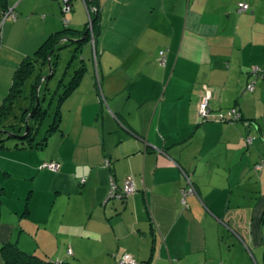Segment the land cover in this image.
Instances as JSON below:
<instances>
[{
    "label": "crops",
    "instance_id": "0c3cea01",
    "mask_svg": "<svg viewBox=\"0 0 264 264\" xmlns=\"http://www.w3.org/2000/svg\"><path fill=\"white\" fill-rule=\"evenodd\" d=\"M5 1L18 19L0 35V106L23 59L64 28L48 14L39 20L54 18V29L35 31L30 45L23 27L34 14L24 15L25 0ZM240 2L249 9L239 12ZM107 4L103 30L125 38L107 39L96 68L85 42L61 86L81 78L56 92L48 127L0 142V247L80 264H118L125 253L148 264H264V72L252 71H264V0ZM4 8L0 0V23ZM207 95L214 116L237 106L248 123L201 121ZM47 161L60 168L41 169ZM186 175L197 194L184 198ZM125 179L138 190L109 197L112 180Z\"/></svg>",
    "mask_w": 264,
    "mask_h": 264
},
{
    "label": "rangeland",
    "instance_id": "374dc122",
    "mask_svg": "<svg viewBox=\"0 0 264 264\" xmlns=\"http://www.w3.org/2000/svg\"><path fill=\"white\" fill-rule=\"evenodd\" d=\"M22 1L23 0H20L19 2L21 3ZM86 1L87 0H72V6L74 4L73 6L74 8L71 11H66L65 10L66 3L64 0H25L24 5L26 6V8H24V15L30 16L32 13L34 14L33 16L28 18L29 21L27 23V26L29 24V27L28 28L23 27L24 32L26 31V36H28V39L31 42L30 45L33 43L35 31L41 32V29L42 30L45 29L47 33H50L49 31L51 29H54L52 28V26H49L54 18L58 17L62 26H64V22L68 20L70 23H72L70 27L76 30V32L74 33H77V31H79L78 33H82V37L88 35L89 33V39H88L89 45L82 48L81 54L84 55L86 58H88V56L91 57L90 62L93 64V67L96 68V64L98 63V60H96L95 57L98 55L99 58L101 57L102 51L105 49L104 43L107 41V39L109 40L122 39L125 38V34H120L117 31L114 32L113 29L108 30L106 27L103 30V26H105L104 24L107 19V14L109 9V5L107 4V2L108 1L110 2V0L108 1L98 0L97 5H92L91 8H88V6H86ZM12 8L15 9L14 12L17 14L16 19L11 18V20L15 22L18 19V11L16 10V6H12ZM104 9H105L104 12L105 14L103 15ZM48 14L49 17L53 16L54 18L50 22L49 19H47V22L44 25V21L39 19L42 17H46ZM4 25L5 22L2 19V22L0 23L1 36L3 35ZM68 38L70 37L68 36ZM93 39L95 40L93 41ZM67 41H68L67 37L63 38L62 42H65L64 46L56 52L55 58H53V54L51 56V58H53L54 61H56L55 71L53 76L47 78L45 81L44 80L42 81L43 84L41 85L39 91L40 100H41L40 105L42 106L43 110L47 109L48 113L38 117L39 119L36 120V122L34 123L37 129L39 128L46 129L48 127L47 125L49 124L50 120H52L51 119L52 116L54 117V106H53L54 100H52L54 93L58 90H60V92L64 90V87L61 86V83H64V80L66 81L69 78V76L74 72V70H76L80 65L79 63L80 61L77 60L76 62L75 58H73L76 52V46H77L76 43L72 42L70 44V42ZM43 43L44 42H42L41 45H43ZM114 49L116 50L117 46ZM36 51L37 49L34 50L33 53H35ZM106 51H108V48ZM52 52H54V50H52L50 54ZM79 59H82V57H80ZM47 66L49 67V63L47 64ZM40 72L42 73L43 78L47 77L50 75V67L48 68V70H44V71L43 69L40 70V68H35V70L30 75V77L22 85V92L20 93V96L17 99L18 100L17 103L14 105V108L8 114V117L5 118L6 123L9 124L15 123L23 126L24 128V130L22 131L23 133L26 130V123L22 121L23 111L24 109H26L25 107L29 106L30 104L29 96L31 92V86L35 82L36 77L40 74ZM29 124L31 126V122ZM17 130L15 133L21 132ZM9 141L15 142V140L12 138ZM4 150H6V148H4ZM5 153L6 152H4V154ZM16 177L17 174L15 177L11 178L10 181L15 182ZM0 179H2V177H0ZM191 181L193 182L192 179ZM15 183L17 184L18 182L16 181ZM10 185L11 184H9V195H11L12 193V189ZM18 185L22 187L21 184ZM183 189L184 188H182V190ZM191 194L194 193H186L183 196L184 198H186L188 195ZM184 200L186 201V199ZM0 264H5L1 256H0Z\"/></svg>",
    "mask_w": 264,
    "mask_h": 264
},
{
    "label": "trees",
    "instance_id": "16d2710c",
    "mask_svg": "<svg viewBox=\"0 0 264 264\" xmlns=\"http://www.w3.org/2000/svg\"><path fill=\"white\" fill-rule=\"evenodd\" d=\"M1 1H2L3 6L5 7L4 10H6L8 8L7 2L5 0H1ZM97 3H98V0H87L86 1L88 8H91L92 5H97ZM74 32H76V30L70 27V23L68 25L64 24V28L62 30L53 32L46 38L43 45H41L35 52V55H36L35 57L27 56L23 59V61L21 62L17 70H15L14 72V80L11 85L10 91L5 97L2 105L0 106V130L6 129L4 128L6 126L3 123V120L8 117V114L14 108V105L17 103L18 101L17 99L20 96V93L22 92V85L30 77V75L33 73V71L36 68V62L34 60L37 59L36 61L38 62L40 60L42 65H47L49 63L50 52L54 50L53 58H55L56 52L64 46L65 42H62L63 38L67 37L68 39L67 42H70V44L72 42L76 43L77 46H76V52L74 55H76L82 48L83 44L88 41L89 33L82 39V33H78L79 31H77V33H74ZM68 36L70 38H68ZM53 58H51L52 73L51 75L47 76V78L53 76L54 71H55L56 61H54ZM81 74L82 72L80 71L75 73L73 80L67 86H65L66 87L64 89L65 94H69L71 91H73V89L76 87L77 83L79 82L81 78ZM42 81H43V76H42V73L40 72V74L36 77L35 82L31 86V92L29 96L30 104L23 111V117H22L23 122L26 121V119L30 115V112H32L36 106L38 88L40 85L43 84ZM56 92L54 93L52 100H54ZM62 96H64V94ZM46 113H48V110L47 109L43 110L42 106H40L37 110L34 111L32 118L30 120L31 122L30 132L26 135V138H31V136L34 135L33 132H35L37 129L34 123L36 122V120L39 119L38 118L39 116L45 115ZM57 116L58 115H56L53 123L49 125V128L47 129L48 133L55 131L58 128ZM240 121L245 122L249 120H246L244 117H242ZM8 127H9L8 130L13 131V132H16L18 127L20 128L17 131L22 132L24 130L23 126L15 124V123L9 125ZM3 137H6V135L0 136V142L3 140ZM1 195H2V188H0V202H1ZM0 256L5 264H80V263L72 262L68 260L56 261V260L43 258V257H40L39 255L25 252L16 243H13V242H8L0 247Z\"/></svg>",
    "mask_w": 264,
    "mask_h": 264
},
{
    "label": "built area",
    "instance_id": "2783aa9c",
    "mask_svg": "<svg viewBox=\"0 0 264 264\" xmlns=\"http://www.w3.org/2000/svg\"><path fill=\"white\" fill-rule=\"evenodd\" d=\"M64 1L66 3L65 10L71 11L73 9L72 0H64ZM249 7L250 6L248 3L240 2L238 4V11L239 12L246 11L249 9ZM14 11H15V9L12 7H9L8 9H6L3 13V15H4L3 21L5 22L8 18L16 19L17 14ZM69 23L70 22L68 20H66L64 22L65 25H68ZM94 40L95 39H93V41ZM164 53H165L164 50L160 52V54H161L160 63L162 65H164L166 63ZM252 71H253V74H255L256 76H263L264 71L259 67H253ZM248 90L253 91L254 90V84H249ZM209 97L210 96L207 95L199 105V117H200L201 121L202 120L205 121V120H211V119H219L221 121L239 122L240 119L243 117L241 110L237 106L230 108L227 111V113L221 112L217 116H214L212 114L210 107H209V103H208ZM245 123L247 124L248 122H245ZM246 140L249 144H251L253 142V137L251 135H249V136H247ZM110 164H111L110 160H106V165H110ZM263 166H264V161L257 164L256 170H262ZM40 168L41 169L49 168L52 170H58L60 168V163L57 161H47V162L42 163ZM186 178H187V186L182 190L183 195L186 193L197 194L196 187L193 184V182L191 181L190 176L186 175ZM82 182L83 183L86 182V178H82ZM137 190H138L137 186L132 179H125L120 186L117 184V182L115 180H112L111 189L109 192V197L124 199L128 195L135 193ZM69 252L71 253V250H69ZM118 264H148V262L139 261L131 253H125L122 256V258L118 261Z\"/></svg>",
    "mask_w": 264,
    "mask_h": 264
},
{
    "label": "water",
    "instance_id": "95a60500",
    "mask_svg": "<svg viewBox=\"0 0 264 264\" xmlns=\"http://www.w3.org/2000/svg\"><path fill=\"white\" fill-rule=\"evenodd\" d=\"M86 35V34H85ZM85 37V36H84ZM84 37H82V39L84 38ZM54 52H52L51 54H50V56H49V67H50V75H51V73H52V71H51V67H52V60H51V56H52V54H53ZM46 78L47 77H44L43 78V80H46ZM40 87H41V85L39 86V88H38V96H37V99H36V106H35V108L33 109V111L30 113V115H29V117L26 119V121H25V123H26V130H25V132H24V134L23 135H20V134H18V133H15V132H13V131H10V130H8V129H1L0 130V136L1 135H6V136H10V137H15V138H24V137H26V135L30 132V120H31V118H32V115H33V113H34V111L35 110H37L41 105V100H40V95H39V91H40Z\"/></svg>",
    "mask_w": 264,
    "mask_h": 264
}]
</instances>
